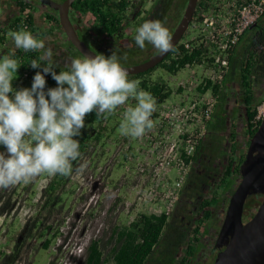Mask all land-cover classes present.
Wrapping results in <instances>:
<instances>
[{
  "label": "rangeland",
  "instance_id": "1",
  "mask_svg": "<svg viewBox=\"0 0 264 264\" xmlns=\"http://www.w3.org/2000/svg\"><path fill=\"white\" fill-rule=\"evenodd\" d=\"M18 1L22 2V0ZM129 1L139 2L140 0ZM225 1L219 0V2ZM156 2L158 0H153L154 5ZM182 2V0H173L170 16L164 23L170 34L183 13ZM13 4L11 0H2L4 11L8 10ZM142 4V8L148 10L149 0H144ZM210 7L208 13H204V16L212 15L214 6L210 5ZM130 10H133L132 7L129 8L127 14ZM25 12L33 15L31 11ZM24 14L18 10L16 16L21 17ZM35 18L36 23L39 24L38 17L35 16ZM81 20L86 25L92 24V17L90 16L82 17ZM133 29L134 25L131 23L126 27L124 33H130L131 40H133V34H135ZM199 32V24L191 22L181 41L195 38ZM9 33L8 27L2 30L3 43L8 44V48L4 50L5 52L7 50L8 52L11 51ZM45 50L46 45L45 49L40 50V57ZM154 50L152 46H148L139 54L131 53L126 58L120 59L121 65L130 66L134 62L139 63L141 60L151 57L150 55ZM1 52L0 55H2ZM61 57L62 55H55L56 60ZM44 62H47V60ZM210 76H212L210 70L195 65L181 69L175 75L156 69L152 73L151 79L164 82L171 88L172 94L164 103L165 106H168L195 96L194 86L200 84L203 78ZM11 83L13 88L19 89L30 87L32 81L25 76L16 75ZM180 84H183V93H177L176 91ZM229 96L230 92L227 99ZM231 97L237 101L235 104H230L229 100L224 103L231 106L233 113H235L236 110L240 109V97L238 94H233ZM204 98H207V101L210 100L213 105L212 116L218 99L210 92H207V96ZM129 104L134 105L135 101L130 98L124 105L119 106L113 114L104 115L100 122L91 126L86 125L85 128H87V132L91 137L86 141L80 156L72 162L71 172L63 176V182L58 185L55 191L61 197L62 209L59 212L52 211L51 217H49V206L45 205L43 192L47 191L52 181L57 180L61 176L60 174L42 173L27 182L0 188L2 191L12 189L15 191L13 195L15 214L0 218V260L4 254H9L20 248L21 251L16 264H49L50 262H53V264H75L72 258H78L88 241L98 238L103 229L107 228V210L116 200L119 201L116 203L113 214L116 216L115 222L117 225H128L139 213H160L157 207L163 203H160L157 199V205L153 204L154 198L164 192L165 179L168 178V184L171 187L178 180V176L183 175V170L173 171L172 167L160 165V159L157 160L156 155L161 150L155 148L152 141V135L157 131L155 128L151 127L138 138L124 136L119 133V122L123 118L124 109ZM263 107L261 112H263ZM160 108L161 105L155 106L154 112H159L158 109ZM237 121L238 124L243 125L244 129V119L239 117ZM194 129L198 130L197 134L194 133V136L198 138L206 128L204 127L202 130L201 125H198L192 127L190 132H195ZM98 131L101 137L98 142H95L94 135ZM244 133L245 131H242V134ZM206 149L207 147H203L201 151ZM2 150L0 148V151ZM190 166L191 164L187 166L186 173ZM25 188L28 189L25 190ZM37 215H40V219L45 224L44 226H51L49 233L42 237L37 235L23 242L20 234L25 223ZM169 217H172V211L169 213ZM179 218L175 217V220L178 222ZM53 231L58 233L55 239H51L49 249H41L42 242L46 238L50 239ZM21 243L22 245H20ZM58 247H61L60 251L57 250Z\"/></svg>",
  "mask_w": 264,
  "mask_h": 264
},
{
  "label": "trees",
  "instance_id": "2",
  "mask_svg": "<svg viewBox=\"0 0 264 264\" xmlns=\"http://www.w3.org/2000/svg\"><path fill=\"white\" fill-rule=\"evenodd\" d=\"M54 1L61 3L64 0ZM182 1V9H184L187 0ZM172 2L173 0H162L161 4L156 8L153 20H160L164 24L170 16ZM133 3L129 0H75L72 4L71 12L77 16L81 25L84 24L81 20L82 17H92L91 28L84 26L86 31H91L97 36L103 35L109 39H122L125 35L124 31L128 27V25L124 26L128 19L129 13L127 14V12L129 8L136 7ZM215 3L213 0H199L191 22L199 24L204 13H208L211 8L210 5L214 6ZM19 5H21L22 12L24 13V3H19ZM53 17V15L45 16L49 22L55 21ZM25 26L27 27V31L31 33L37 29L34 27V22L30 15L27 17L22 15L15 19L9 26V30L10 32L16 31ZM1 34L2 30H0V48L3 44ZM81 40L84 42L83 38ZM185 43L189 44L188 49L184 47ZM210 46L212 45L209 42H206L199 36L182 40L156 67L144 73L129 76L128 78L138 80L139 87L150 92L155 98L156 106H159L170 97L172 90L166 83L152 80V73L156 69H160L170 75H175L181 69L195 65L215 71L216 67L213 66V58L210 57L214 52L209 49ZM73 50L78 57L81 56L74 48ZM15 52V58L18 63H23L17 70V76L22 75L32 81L35 72L40 69H33L27 63H30L33 59L39 60L40 51L25 53L23 50L17 49ZM156 53V50H154L150 56ZM227 59L228 68L220 82L203 78L194 91L200 95L210 92L213 96L217 97L218 102H225L231 91L238 93L244 119L246 147H248L249 140L257 131L261 122V116L257 117L259 110L264 105V14L254 25L246 30L237 45L228 54ZM134 64H138V62H134ZM54 70L59 72L61 69L55 68ZM55 86L56 82L51 78V75H46V88ZM176 91L177 93H181L182 89L178 88ZM104 115L97 116L95 112L86 114L85 124L89 126L95 125L101 121ZM222 126L223 122L219 117L216 123L208 121L206 124L207 129L212 130H219ZM90 137L91 135L87 132V128L81 129V135L76 137L80 141V153L83 152L86 141ZM100 137V132H96L94 135L95 142H98ZM199 149L196 146L194 155L183 156L186 164H190V162L196 160ZM235 150H231L230 161L227 164L219 191L216 190L214 192V196L205 202V206H220L222 199L225 200V192L229 189L232 176L239 174V166L245 158V152L242 155L238 154L237 158ZM63 176L61 175L57 180H53L47 191L43 192L45 205L49 206V217H51L52 211L59 212L62 209L60 203L61 197L55 191L58 185L63 182ZM27 189L25 188V190ZM14 193V189L9 191L0 190V218L15 214ZM118 201L116 200L107 210V228L103 229L98 238L90 239L84 247L82 254L78 258L73 257L72 261L75 264H177L176 255L178 248L186 242V233L178 227L179 224L175 220L169 222V216H166L164 213H139L128 225H117L115 222L116 216L113 213ZM227 201L226 199L225 203ZM259 204L260 199H249L244 207L243 219L248 220ZM209 217L210 214L206 213L205 219ZM44 225V222L40 219V215H37L32 220H28L20 234L23 242L37 235L41 237L47 235L51 226ZM57 233V231H53L51 238H46L42 242L41 249H49L51 239H55ZM200 234L201 228L199 225L191 234L190 245L186 252L188 256H194L198 251ZM57 250L60 251L61 247H58ZM20 251L21 249L17 248L9 254H4L0 260V264H16ZM179 263L184 264L185 260ZM49 264H53V262Z\"/></svg>",
  "mask_w": 264,
  "mask_h": 264
},
{
  "label": "clouds",
  "instance_id": "3",
  "mask_svg": "<svg viewBox=\"0 0 264 264\" xmlns=\"http://www.w3.org/2000/svg\"><path fill=\"white\" fill-rule=\"evenodd\" d=\"M11 51L0 55V188L27 182L42 173L68 175L80 156L81 129L86 114L111 115L130 98L118 131L138 138L152 127L156 101L139 81L128 78L120 57L98 53L74 57L57 72L50 59L52 50L31 60L36 71L30 87L13 88L11 81L23 63L15 50L45 49L44 41L23 28L9 33ZM136 46L146 43L158 54L173 51L172 37L160 20H145L136 28ZM56 82L46 88V75Z\"/></svg>",
  "mask_w": 264,
  "mask_h": 264
},
{
  "label": "flooded vegetation",
  "instance_id": "4",
  "mask_svg": "<svg viewBox=\"0 0 264 264\" xmlns=\"http://www.w3.org/2000/svg\"><path fill=\"white\" fill-rule=\"evenodd\" d=\"M143 1L144 0H140L139 2L133 3L136 7L132 8L133 10H130L128 19L124 24V26H127L133 23V33L135 34L136 28L141 23L145 20H153L156 8L162 2V0H158L154 5L153 0H149V8L146 10L145 8H142ZM11 2L14 4L10 6L8 10L4 11L2 0H0V30L7 27L9 28L15 19L19 18L16 14L18 10L22 11L19 3L23 2L25 5L23 10L24 13H26L27 16L30 15L32 17L34 27L37 28L32 34L36 36L37 39L44 41L46 49L52 50V57L46 58L47 62L50 59L53 66L59 65L57 68L63 69L65 64L69 63L72 58L78 57L73 50L74 47L66 39L59 26L56 11L50 9L40 0H22V2L11 0ZM25 11H31L33 15ZM47 15H53L55 21L49 22L46 20L45 16ZM35 16L38 17L39 24L36 23ZM69 18L73 26L77 28L78 37L81 39L83 38L84 43L96 54L103 53L107 56L110 55L111 50L114 49L120 59H122L126 58L131 53L139 54L145 48L151 46L146 43L145 48L140 49L135 44V34H133V40H131L130 33H128V35L125 34L122 39H109L105 36H97L91 31H86L84 26L91 28V25L82 24V26L79 23L77 16L72 14L71 9L69 12ZM24 28L25 27H23V29ZM25 30H27V27ZM124 32H126V29ZM1 36L3 37V34H1ZM7 46V43L2 44L0 48L2 55L8 53V50L6 52L4 51L8 48ZM55 55H62V57L56 60ZM233 94L238 93L231 91L230 96ZM230 96L226 100H229L230 104H235L237 101L234 100L233 97L230 98ZM223 103L224 101L216 104L215 111L209 119L211 123H216L217 118L219 117L223 122V126L219 130L207 129V127H205L206 129L197 144L200 149L196 160L191 162V166L182 184L179 198L172 210V217H169V222L175 220V217H180L179 221L177 222L175 220V222L178 223V227L186 233V242L179 246L177 251V264H180L179 262L184 260V264H213L218 251L224 249L223 247L220 249L215 247L216 240L224 219L229 198L239 182V174L237 176H232V182L229 189L225 192V200H228L227 203L222 199L220 206L217 207L205 206L204 204L214 196L216 190L219 191V186L223 181L227 164L230 161L231 150L236 149L235 155L238 158V154L242 155L244 152L246 153L247 147L245 133L242 134V131L244 132L243 125L241 126L237 121L239 120V117L240 119L243 118L241 106L239 110H236V112L233 113L231 106ZM154 114H156V112L152 113V127L157 131L152 135L153 143L158 139L159 135L158 116ZM203 147H207V149L201 151ZM195 151L196 148L192 155H194ZM206 213L210 214L208 219H205ZM199 225L201 228L199 249L194 256H188L186 252L190 245L191 234Z\"/></svg>",
  "mask_w": 264,
  "mask_h": 264
},
{
  "label": "built area",
  "instance_id": "5",
  "mask_svg": "<svg viewBox=\"0 0 264 264\" xmlns=\"http://www.w3.org/2000/svg\"><path fill=\"white\" fill-rule=\"evenodd\" d=\"M213 13L209 16H202L199 22V36L212 46L209 47L214 53L213 66L216 67L212 76L207 77L213 81L220 82L228 68V54L237 45L246 30L254 25L264 14V0H226L219 2L215 0ZM26 16V13L23 15ZM26 28V26H25ZM184 47L189 48L185 43ZM197 84L194 86L196 88ZM183 93V84H180ZM193 89V91H194ZM205 94L196 93L195 96L178 103L165 106L161 104L158 116L159 135L154 141V147L160 149L156 155L161 166L172 167V170H183V175L178 176V180L170 187L168 178L165 179V190L154 198L153 204L157 205V199L162 205L158 206L160 213L166 216L173 210L185 180L187 166L183 156H191L203 134L200 137L194 136L195 132H190L192 127L201 125L202 130L209 121L212 113V103L204 98ZM160 106V105H159ZM262 115L259 110V118ZM195 138V139H194ZM193 140V142H192ZM163 151V153H161ZM156 211V210H155ZM154 213V212H152Z\"/></svg>",
  "mask_w": 264,
  "mask_h": 264
},
{
  "label": "water",
  "instance_id": "6",
  "mask_svg": "<svg viewBox=\"0 0 264 264\" xmlns=\"http://www.w3.org/2000/svg\"><path fill=\"white\" fill-rule=\"evenodd\" d=\"M40 1L57 12L62 32L81 56L96 54L79 39L77 28L70 21L69 12L75 0H64L61 3ZM198 2L187 0L179 22L170 34L173 48L187 31ZM170 52L163 55L156 53L141 63L122 67L127 70L128 77L141 74L156 67ZM238 173L240 179L229 198L216 240L215 247L224 249L218 251L213 264H264V112L257 131L249 140ZM251 198L260 199V204L252 216L244 221V207Z\"/></svg>",
  "mask_w": 264,
  "mask_h": 264
},
{
  "label": "bare ground",
  "instance_id": "7",
  "mask_svg": "<svg viewBox=\"0 0 264 264\" xmlns=\"http://www.w3.org/2000/svg\"><path fill=\"white\" fill-rule=\"evenodd\" d=\"M262 111L264 112V107H263ZM263 112H262V113H263Z\"/></svg>",
  "mask_w": 264,
  "mask_h": 264
}]
</instances>
